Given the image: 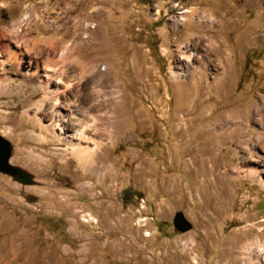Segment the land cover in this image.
<instances>
[{"label": "rangeland", "instance_id": "rangeland-1", "mask_svg": "<svg viewBox=\"0 0 264 264\" xmlns=\"http://www.w3.org/2000/svg\"><path fill=\"white\" fill-rule=\"evenodd\" d=\"M261 34L264 0H0V264H264Z\"/></svg>", "mask_w": 264, "mask_h": 264}, {"label": "water", "instance_id": "water-1", "mask_svg": "<svg viewBox=\"0 0 264 264\" xmlns=\"http://www.w3.org/2000/svg\"><path fill=\"white\" fill-rule=\"evenodd\" d=\"M11 153V144L5 139L2 135H0V172L4 174L11 175L15 177L18 181L22 183H29L30 177L28 173L21 170L18 167L12 166L9 162V156ZM174 225L180 231H186L189 228V225L182 218L180 214H177L174 218Z\"/></svg>", "mask_w": 264, "mask_h": 264}, {"label": "bare ground", "instance_id": "bare-ground-1", "mask_svg": "<svg viewBox=\"0 0 264 264\" xmlns=\"http://www.w3.org/2000/svg\"><path fill=\"white\" fill-rule=\"evenodd\" d=\"M186 12H190L189 10L188 11H186ZM188 16V15H187ZM197 23V22H196ZM194 24V23H193ZM204 25V24H203ZM194 27V26H193ZM262 35V34H261ZM263 36V35H262ZM261 37V36H260ZM264 37V36H263ZM7 47V46H6ZM189 82V84H191L193 81L192 80H189L188 81ZM187 86V85H186ZM194 86V85H193ZM259 105H257V107H255L256 108V110L257 111H253L250 115H249V120H251V122L252 121H256V117L257 116H263L264 117V102L263 101H260L259 103H258ZM263 114V115H262ZM236 115V114H235ZM232 116V118H227L226 120H225V124H228L230 127H234V126H237L238 127V129H235V130H224L223 131V133H227L228 135H231V133H233V132H236V131H238L239 129H240V125H242V123H243V120L241 121L240 120V118L242 117V116H234V115H231ZM261 119V118H260ZM219 123H217V124H215V129L217 130L218 129V127H217V125H218ZM224 128V127H223ZM240 131V130H239ZM78 156H79V158L83 161V162H86L88 159H90L91 157H93V153H92V151L90 152L88 149L87 150H83L82 149V151H79L78 152ZM93 159V158H92Z\"/></svg>", "mask_w": 264, "mask_h": 264}]
</instances>
